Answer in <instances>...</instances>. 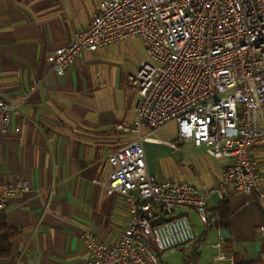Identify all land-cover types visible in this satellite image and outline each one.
I'll use <instances>...</instances> for the list:
<instances>
[{
  "label": "built area",
  "instance_id": "2783aa9c",
  "mask_svg": "<svg viewBox=\"0 0 264 264\" xmlns=\"http://www.w3.org/2000/svg\"><path fill=\"white\" fill-rule=\"evenodd\" d=\"M133 37L147 60L128 76L138 96L136 120L132 128L118 129L135 139L107 158L111 171L105 185L124 200L129 221L113 245L84 230L83 264H160L159 253L196 241L188 219L174 210L188 208L202 225H213L218 222L213 209L229 189L254 195L264 212L262 178L250 158L253 148L264 144V0H103L88 27L47 60L51 71L63 76L83 53ZM24 102L0 97L2 133L11 114L21 115ZM168 122L177 126L178 143L228 161L212 188L200 191L150 172L144 144H163L149 136ZM141 129L148 134L142 136ZM165 145L176 150L175 144ZM30 192L26 180H0V213L10 197ZM213 196L217 202L209 210ZM258 232L264 237V226ZM216 247L218 260L232 262Z\"/></svg>",
  "mask_w": 264,
  "mask_h": 264
},
{
  "label": "crops",
  "instance_id": "0c3cea01",
  "mask_svg": "<svg viewBox=\"0 0 264 264\" xmlns=\"http://www.w3.org/2000/svg\"><path fill=\"white\" fill-rule=\"evenodd\" d=\"M102 1L0 0V97L25 98L21 115L11 114L6 132L0 130V180L22 179L32 188L29 194L10 197L0 213L19 232L10 257L0 264H83L88 257L80 241L84 230L113 245L128 225L124 200L105 185L111 171L107 158L135 139L118 129H130L136 120L138 96L128 81L131 74L96 73L91 79L81 71L82 58L90 52L77 57L63 76L54 74L47 60L88 27ZM172 144L177 150L187 143L176 139ZM250 158L258 164L264 187V144L254 147ZM146 160L150 172L163 179L150 157ZM218 162L200 185H192L200 191L212 188L228 165L227 160ZM225 200L229 230L206 228L189 209L202 226L197 231L188 213L174 214L188 219L196 241L173 249L171 254L180 251L175 262L163 263L159 253L160 264H234L232 254L243 264H264V237L258 232L264 212L258 199L229 189ZM216 202L211 197L207 208L212 210ZM225 242L230 255L222 251ZM217 244L232 262L217 259Z\"/></svg>",
  "mask_w": 264,
  "mask_h": 264
},
{
  "label": "rangeland",
  "instance_id": "374dc122",
  "mask_svg": "<svg viewBox=\"0 0 264 264\" xmlns=\"http://www.w3.org/2000/svg\"><path fill=\"white\" fill-rule=\"evenodd\" d=\"M145 60H147V55L143 46L138 39L133 37L100 48L94 53H85L82 58L81 71L91 79H95L96 73L100 76L115 71L118 74L123 73L126 77L127 74L134 75L137 72L136 68L138 69L140 63ZM146 134L147 132H142L141 135L145 136ZM149 137L172 143L177 139V126L174 122H168L153 130ZM144 150L146 156L150 157L157 175L161 178L186 181L196 186L200 185L201 179L206 178L209 171H212L219 163L218 160L207 156L203 148H196L190 143L180 145L176 151H171L163 144H144ZM180 213H188L195 229L201 230V224L189 209L181 207L174 210L175 215ZM210 241L209 238L207 242ZM171 252L172 250L163 252V263L175 262L180 257V251H174L173 254Z\"/></svg>",
  "mask_w": 264,
  "mask_h": 264
},
{
  "label": "trees",
  "instance_id": "16d2710c",
  "mask_svg": "<svg viewBox=\"0 0 264 264\" xmlns=\"http://www.w3.org/2000/svg\"><path fill=\"white\" fill-rule=\"evenodd\" d=\"M213 211H215L218 214V222L213 225H208L205 227L207 228L210 226H215L222 230H229L231 213L228 202L225 199L222 200L219 203L218 207L213 209ZM18 235H19L18 230L10 227L6 221V217L4 216V214H0V260H5L10 257L11 249H12L11 246L12 240L16 238ZM194 250H197L196 247L194 248ZM222 251L229 255L233 253L230 246L228 245V242H225L222 245ZM195 257L196 255L194 254L190 257V259L194 261ZM232 257L234 264H243L238 260L236 254H232Z\"/></svg>",
  "mask_w": 264,
  "mask_h": 264
},
{
  "label": "water",
  "instance_id": "95a60500",
  "mask_svg": "<svg viewBox=\"0 0 264 264\" xmlns=\"http://www.w3.org/2000/svg\"><path fill=\"white\" fill-rule=\"evenodd\" d=\"M190 264H193V263H190Z\"/></svg>",
  "mask_w": 264,
  "mask_h": 264
}]
</instances>
